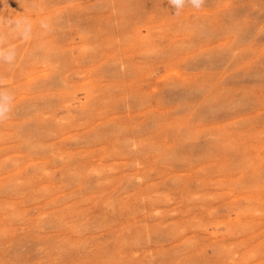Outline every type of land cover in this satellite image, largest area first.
I'll return each instance as SVG.
<instances>
[{"label": "rangeland", "instance_id": "374dc122", "mask_svg": "<svg viewBox=\"0 0 264 264\" xmlns=\"http://www.w3.org/2000/svg\"><path fill=\"white\" fill-rule=\"evenodd\" d=\"M0 94V264H264V0H0Z\"/></svg>", "mask_w": 264, "mask_h": 264}, {"label": "clouds", "instance_id": "9594fccd", "mask_svg": "<svg viewBox=\"0 0 264 264\" xmlns=\"http://www.w3.org/2000/svg\"><path fill=\"white\" fill-rule=\"evenodd\" d=\"M171 4L177 8L180 9L184 7L186 0H170ZM188 2L191 3V5L195 8H199L203 0H188ZM2 95L3 102H0V120H4L7 118L9 112H10V107L8 102L10 101V97L5 95V94H0Z\"/></svg>", "mask_w": 264, "mask_h": 264}, {"label": "bare ground", "instance_id": "6f19581e", "mask_svg": "<svg viewBox=\"0 0 264 264\" xmlns=\"http://www.w3.org/2000/svg\"><path fill=\"white\" fill-rule=\"evenodd\" d=\"M124 70V69H123ZM41 84V83H40ZM39 87V86H38ZM36 88V87H35ZM42 89V88H41ZM59 100V99H58ZM27 101V100H26ZM37 101V100H36ZM55 102V101H54ZM148 103V102H147ZM46 104V102H45ZM55 105V104H54ZM51 106V105H50ZM217 106V105H216ZM39 109V108H38ZM50 109V108H49ZM46 111V110H45ZM36 112V111H35ZM17 113V112H16ZM28 113V112H27ZM34 115V114H33ZM24 117V116H23ZM17 118V117H16ZM63 123V122H62ZM50 128V127H49ZM35 129V128H34ZM49 130V129H48ZM148 130V129H147ZM35 131V130H34ZM29 133V131H27ZM18 135V134H17ZM58 137V136H57ZM33 139V138H32ZM28 147V146H27ZM19 155V154H18ZM48 159V158H47ZM108 181V180H107ZM56 184V183H55Z\"/></svg>", "mask_w": 264, "mask_h": 264}]
</instances>
